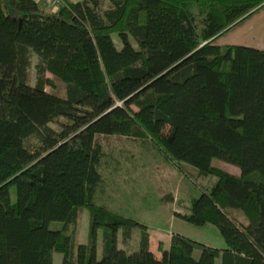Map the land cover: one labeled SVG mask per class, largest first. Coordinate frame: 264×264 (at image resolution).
<instances>
[{"label":"trees","instance_id":"obj_1","mask_svg":"<svg viewBox=\"0 0 264 264\" xmlns=\"http://www.w3.org/2000/svg\"><path fill=\"white\" fill-rule=\"evenodd\" d=\"M59 1L47 13L0 0V264H50V250L61 264H264V51L215 45L264 0ZM96 136L147 141L193 181L213 177L176 218L213 226L224 248L173 234L155 258L146 226L94 204ZM118 232L135 247L119 249Z\"/></svg>","mask_w":264,"mask_h":264},{"label":"rangeland","instance_id":"obj_2","mask_svg":"<svg viewBox=\"0 0 264 264\" xmlns=\"http://www.w3.org/2000/svg\"><path fill=\"white\" fill-rule=\"evenodd\" d=\"M36 1L43 11L47 13L55 11L50 1ZM102 7L105 8L106 6L103 5ZM111 38L115 47L120 48L116 36L112 34ZM34 64L35 58L32 59L29 70L31 84L34 78ZM47 77L51 80L53 87L46 88V91L62 96V83L50 75ZM61 122H63L62 119L58 118L50 122L48 127L58 130ZM167 130L168 128L164 126L161 131L162 137ZM28 142L35 143V139L30 138ZM95 143L100 146L103 158L98 168L102 182L94 197V204L103 206L124 219L146 226L148 233L153 235L150 241V250L157 258L160 254L157 244L159 241L162 245L166 244L170 232L178 233L207 247L224 248V244L213 226L206 224L202 227H192L183 222H170L168 220L172 215L171 210L187 213L190 201L199 195L197 187L209 189L215 181L213 177L193 181L195 172L191 168H185L184 173L180 172L175 165L164 158L154 145L147 141H134L118 136H96ZM211 166L228 174L234 171L238 172L235 167L215 159L211 160ZM13 197L14 190L12 188L10 199L13 200ZM228 214L237 223L246 224L244 216L239 212L229 211ZM87 223V210L82 209L76 238L79 244L86 242ZM117 237L119 249H126V247L133 249L136 245V232L131 235V240L125 245L120 241L119 232ZM96 246L99 249V232L97 233ZM50 255V264H61L60 254L50 250ZM198 255L199 252L194 251L192 253L193 259H197ZM214 264H220L218 258L214 260Z\"/></svg>","mask_w":264,"mask_h":264},{"label":"crops","instance_id":"obj_3","mask_svg":"<svg viewBox=\"0 0 264 264\" xmlns=\"http://www.w3.org/2000/svg\"><path fill=\"white\" fill-rule=\"evenodd\" d=\"M72 2H76L77 0H70ZM38 3V2H37ZM39 5V3H38ZM45 6V5H44ZM40 7V5H39ZM41 8V7H40ZM42 10V9H41ZM45 12V11H44ZM51 12V11H50ZM215 45L217 46H238L243 48L255 49L264 51V8L252 14L250 17L245 19L240 25H238L235 29L227 33L225 36L216 40ZM231 175L237 176L238 172L234 171ZM189 209V208H188ZM172 215L168 220L170 222H182L176 215H184L187 213H179L174 210H171ZM148 232V230H147ZM149 250H150V241L152 239V234L149 232ZM178 233H169L168 239L165 242L166 244L162 245L159 241L157 244V248L160 245L163 250H166L169 246L170 236ZM180 235V234H178ZM182 236V235H181ZM118 247V244H117ZM121 249V248H120ZM159 251V250H158ZM152 253V251L150 250ZM154 255V253H152ZM161 256V252L158 258ZM157 258L156 255H154Z\"/></svg>","mask_w":264,"mask_h":264},{"label":"built area","instance_id":"obj_4","mask_svg":"<svg viewBox=\"0 0 264 264\" xmlns=\"http://www.w3.org/2000/svg\"><path fill=\"white\" fill-rule=\"evenodd\" d=\"M50 1L52 4H54L55 6L57 5H60V1L59 0H48Z\"/></svg>","mask_w":264,"mask_h":264}]
</instances>
